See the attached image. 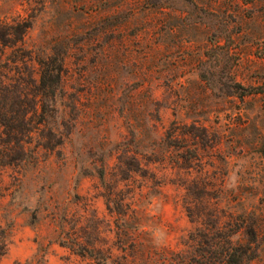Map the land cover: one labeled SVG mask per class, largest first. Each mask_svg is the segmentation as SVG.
Segmentation results:
<instances>
[{"label": "rangeland", "instance_id": "obj_1", "mask_svg": "<svg viewBox=\"0 0 264 264\" xmlns=\"http://www.w3.org/2000/svg\"><path fill=\"white\" fill-rule=\"evenodd\" d=\"M0 37L6 107L20 91L33 107L34 56L65 49L49 115L0 125V264L37 243L48 264H94L58 232L111 264L120 229L127 264H178L207 229L246 242L252 221L264 264V0H0Z\"/></svg>", "mask_w": 264, "mask_h": 264}, {"label": "trees", "instance_id": "obj_2", "mask_svg": "<svg viewBox=\"0 0 264 264\" xmlns=\"http://www.w3.org/2000/svg\"><path fill=\"white\" fill-rule=\"evenodd\" d=\"M6 27L8 29V36L11 32L12 34L13 32H21V35H19L16 40H23L22 33L24 29H22L20 25H7ZM0 38V40L9 42V39H6V37ZM64 51V46L61 50L51 46L48 47L47 52L42 55L34 56L38 65V81L33 91L34 97L36 98L34 106L26 110L25 105L27 102L24 100V93L20 91L19 95L15 96L17 103L12 102L13 104H17L16 106L6 107L5 105L2 106L0 103V125L4 127L8 126L7 117H46L49 115V111L53 108L56 91L61 81ZM11 96L12 91H10L8 87H0V101L14 98ZM28 112L29 114L27 115ZM114 204L117 205V209L116 207L112 209L113 207L111 208L109 206V201H106L105 206L110 212L112 210L119 214V217L116 219V225L117 227L119 225L122 227L125 223V213L124 211H118L122 203L116 202ZM230 226V224H227L225 226L215 227L211 230L207 229V232L201 235V239L199 240L201 246L197 247L196 254L192 255L187 261L180 260L178 264H248L257 256L258 247L256 240L259 230L256 221H252L246 228V233L249 235V239L246 242L234 241L232 239L234 232L230 229ZM120 230L122 232L121 234L128 238L127 241L120 246L121 249L123 248L122 250H125V253L117 256V259L112 261L113 263L111 264H127L128 257L130 256L128 252H133L138 245L134 233L130 231L125 232L123 229ZM60 234L61 233L58 232L56 235V243L58 245L67 248L70 252L79 257H85L91 260L94 264H107L106 261L110 258V255L104 254L102 249L94 243L82 239L80 236L74 234V232L63 233L64 235ZM119 235H117V238L121 241ZM4 250V232L0 229V256L4 253ZM46 252L47 245L37 243L34 252L30 256L23 260L13 261L12 264H48Z\"/></svg>", "mask_w": 264, "mask_h": 264}]
</instances>
